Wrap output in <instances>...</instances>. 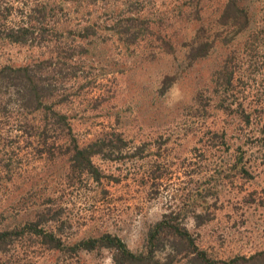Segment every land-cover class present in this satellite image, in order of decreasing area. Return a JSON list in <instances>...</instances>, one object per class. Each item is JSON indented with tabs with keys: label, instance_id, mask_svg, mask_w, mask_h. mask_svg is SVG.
Instances as JSON below:
<instances>
[{
	"label": "rangeland",
	"instance_id": "obj_1",
	"mask_svg": "<svg viewBox=\"0 0 264 264\" xmlns=\"http://www.w3.org/2000/svg\"><path fill=\"white\" fill-rule=\"evenodd\" d=\"M226 2L0 0V31L29 24L38 7L48 31L42 45L0 36V69L74 49L75 77L57 81L45 104L67 117L80 148L104 142L106 154L92 158L99 181L72 168L68 137L38 138L42 113L26 114L13 92L0 93V233L49 210L45 229L61 242L49 250L25 230L1 261L113 264L112 250L80 243L110 235L137 255L163 216L213 260L264 250V0H238L260 22L257 40L242 35L229 44L222 41L232 35L216 24ZM201 27L211 37L223 33L205 58L190 62ZM27 125L36 134L29 137ZM163 249L161 262L170 253ZM190 261L177 256L172 264Z\"/></svg>",
	"mask_w": 264,
	"mask_h": 264
},
{
	"label": "trees",
	"instance_id": "obj_2",
	"mask_svg": "<svg viewBox=\"0 0 264 264\" xmlns=\"http://www.w3.org/2000/svg\"><path fill=\"white\" fill-rule=\"evenodd\" d=\"M35 17L29 16L28 23L35 20L37 26L24 24L16 27L5 28L0 31V36L15 44L42 45L47 42L45 36L46 31L43 27L45 8L38 7L33 9ZM216 24L223 29V32L232 35L230 39L225 38L222 41L224 44H229L236 40L237 37L246 35L248 40L256 42L257 35L253 33L259 23H256L250 15V10L247 7L240 5L238 0H227L225 5L218 15ZM256 24V25H255ZM264 28V21L262 23ZM89 28H85V33L78 35L80 38L88 36ZM222 32V33H223ZM215 34L211 37L209 31L201 27L196 36L192 39L189 45L188 56L186 60L205 58L215 42L222 36ZM246 40V41H248ZM50 42V41H49ZM54 44V43H53ZM59 45V43H55ZM57 47V46H56ZM55 57L40 61L33 65L25 67L11 68L3 67L0 69V93L13 92L16 98L18 110L26 114L35 112L42 113L41 127L39 129L38 138H50L58 134L68 137L70 148L68 153L72 154V168H79L90 175L94 180L99 181L100 175L92 163L94 156L105 157V143L94 144L93 147L80 148L76 140L72 136L67 117L55 112L52 106L45 104L47 99L55 96L57 92L56 82H65L70 78L75 77L73 73L77 68L71 63L75 51L68 47L67 49H59L54 52ZM224 77L228 83L233 80V74L225 68ZM64 99L59 102H63ZM243 117L246 122L249 121V116L243 112ZM27 130H35L33 125H27ZM25 128V126H24ZM264 132V128H263ZM29 137L33 136L30 131L27 133ZM49 210L40 212L36 221L18 230L4 231L0 233V254H4L7 247L13 246V236L19 237L25 230L34 232L35 236L40 240V244L49 250H56L61 242L56 237L53 231L45 229V225L51 222L46 215ZM85 251L94 250L95 248H108L113 251V264H172V259L177 256L182 259H189V264H264V250L257 252L251 256H239L227 261H216L211 259L207 253L200 250L196 245L195 239L190 235L184 227H175L166 221V216L150 228L145 235L143 251L137 255L132 254L127 249L126 245L117 237L103 235L99 238L88 239L80 243ZM168 250L170 253L164 262L157 258L158 252L162 249ZM163 249V250H164ZM12 256L7 260L1 261L0 264H13Z\"/></svg>",
	"mask_w": 264,
	"mask_h": 264
}]
</instances>
